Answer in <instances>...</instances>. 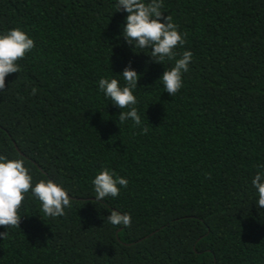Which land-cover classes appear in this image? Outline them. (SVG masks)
I'll list each match as a JSON object with an SVG mask.
<instances>
[{
    "label": "trees",
    "instance_id": "obj_1",
    "mask_svg": "<svg viewBox=\"0 0 264 264\" xmlns=\"http://www.w3.org/2000/svg\"><path fill=\"white\" fill-rule=\"evenodd\" d=\"M161 11L186 34L177 51L193 53L174 97L157 81L172 62L132 51L117 0H0V32L20 27L36 45L0 92V154L72 197L53 219L29 194L19 226H0V264H264L251 185L264 168V0H164ZM129 62L142 127L121 123L98 89ZM102 168L129 184L95 202ZM111 209L131 226L109 224Z\"/></svg>",
    "mask_w": 264,
    "mask_h": 264
},
{
    "label": "clouds",
    "instance_id": "obj_2",
    "mask_svg": "<svg viewBox=\"0 0 264 264\" xmlns=\"http://www.w3.org/2000/svg\"><path fill=\"white\" fill-rule=\"evenodd\" d=\"M163 3L164 0H117V11L123 10L127 14L121 35L134 53L147 51L150 61L157 64L172 62V66L165 69L157 81L162 83L165 92L174 97L183 88L184 75L190 71L193 53L189 50L182 53L177 51L183 48L186 34L179 31L171 16L161 11ZM35 46L34 39L20 27L0 32V92L5 90L7 76L20 73L18 61L25 58ZM141 75L129 62L121 73L101 77L97 82L104 97L121 109L118 120L121 123L130 120L137 127L143 125L135 94ZM35 93L36 89H33V95ZM128 184L126 177L109 168H102L92 179L95 202L118 197L121 189ZM251 185L255 189L257 208H264V168L254 174ZM29 194L40 202L45 217L54 219L64 216L66 210L72 207L70 189L62 182L51 179L35 181L22 158H9L0 154V226L6 227V230L19 226L21 206ZM108 211L109 224L116 227L131 226L130 213L117 209ZM6 235L7 231L0 232V238L4 239Z\"/></svg>",
    "mask_w": 264,
    "mask_h": 264
},
{
    "label": "water",
    "instance_id": "obj_3",
    "mask_svg": "<svg viewBox=\"0 0 264 264\" xmlns=\"http://www.w3.org/2000/svg\"><path fill=\"white\" fill-rule=\"evenodd\" d=\"M16 149H17V147H16ZM18 150V149H17Z\"/></svg>",
    "mask_w": 264,
    "mask_h": 264
}]
</instances>
